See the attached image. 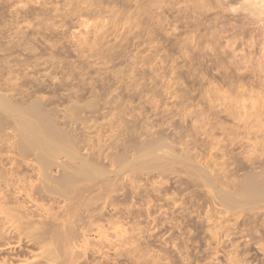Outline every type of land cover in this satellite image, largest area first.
<instances>
[{
  "label": "bare ground",
  "instance_id": "bare-ground-1",
  "mask_svg": "<svg viewBox=\"0 0 264 264\" xmlns=\"http://www.w3.org/2000/svg\"><path fill=\"white\" fill-rule=\"evenodd\" d=\"M23 1L0 0V138L36 173L31 200L67 202L31 219L52 253L86 236L82 206L143 180L264 219V0ZM72 37L79 68L53 51Z\"/></svg>",
  "mask_w": 264,
  "mask_h": 264
},
{
  "label": "rangeland",
  "instance_id": "rangeland-1",
  "mask_svg": "<svg viewBox=\"0 0 264 264\" xmlns=\"http://www.w3.org/2000/svg\"><path fill=\"white\" fill-rule=\"evenodd\" d=\"M29 17L26 21L20 18L19 24L25 26L28 20L32 24L36 21ZM37 17L41 20L42 15ZM82 18L73 19L70 31L86 43H78L80 41L72 37L68 52L60 48L53 50L60 52V58L65 56L69 59H65L67 65L75 67L72 66L74 64L77 68L84 59L70 56L77 54L74 42L88 48V37L92 38L88 30L94 26L92 20L88 21L86 16ZM32 24L27 29L29 34L33 31ZM29 28L32 30L29 31ZM62 41L65 42L66 38ZM65 44L68 46L69 42ZM43 46L50 49L48 43ZM71 51L73 53L68 54ZM43 65V70L39 71L48 72L44 71L48 65ZM93 65L92 75H96L94 67L97 64ZM107 70H111V66ZM213 72L216 74V71ZM52 80L57 81L48 79V82ZM7 134L3 137L5 139L0 138V264H59L63 261L69 264L71 261L73 264H264V219L255 220L254 216L251 219V215L246 217L244 213L235 217L221 212L220 207L208 202L210 200L205 199L201 192L195 193L200 191L198 189H193L192 193V188L179 192L173 188L162 195L154 189L156 184L143 179L136 184L140 186L133 194L129 193L131 191H120L114 199H110L111 202L104 197L89 204L88 208L82 206L84 214L88 213L86 236L76 237L78 247L73 242L75 247L72 246V252H67V256L52 253L44 245L45 240L38 238V229L31 219L61 210L60 207H65L67 202L31 200L34 199L32 192L37 175L26 162L15 158L14 148L11 147L12 130L7 129ZM200 194L204 199L200 198L203 197ZM99 213L103 215L95 219ZM73 254L78 256L72 258Z\"/></svg>",
  "mask_w": 264,
  "mask_h": 264
}]
</instances>
